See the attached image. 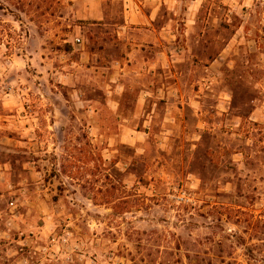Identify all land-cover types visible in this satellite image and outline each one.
<instances>
[{"label":"rangeland","instance_id":"1","mask_svg":"<svg viewBox=\"0 0 264 264\" xmlns=\"http://www.w3.org/2000/svg\"><path fill=\"white\" fill-rule=\"evenodd\" d=\"M168 1L192 102L148 131L64 69L121 0H0V264H264V0Z\"/></svg>","mask_w":264,"mask_h":264},{"label":"crops","instance_id":"2","mask_svg":"<svg viewBox=\"0 0 264 264\" xmlns=\"http://www.w3.org/2000/svg\"><path fill=\"white\" fill-rule=\"evenodd\" d=\"M121 4L123 9L117 25V38L105 42L104 53L89 50L84 43L80 47L72 46L69 51L64 50L63 55L68 60L64 69L71 67L67 69L68 78L72 77L70 79L76 88L90 84V81L96 82L105 90V102L113 110L118 109L122 102V93L137 89L135 111L136 116L144 118L147 125L144 129L147 127L149 131V127L156 124L153 122L150 126L149 123L157 118L161 110L158 105L164 107V120L173 122L172 127L179 126L180 115L192 98L187 93L190 83L185 73L188 65L185 49L177 48L176 44L174 8L170 7L168 0H121ZM162 5L166 6V15L160 11ZM108 45L109 48L113 46V51L106 50ZM85 101L96 102L91 99ZM175 104L183 105L182 109L177 106L176 112ZM258 110L251 114L255 123L261 121ZM182 120L185 122L184 117ZM202 124L206 126V123Z\"/></svg>","mask_w":264,"mask_h":264},{"label":"built area","instance_id":"3","mask_svg":"<svg viewBox=\"0 0 264 264\" xmlns=\"http://www.w3.org/2000/svg\"><path fill=\"white\" fill-rule=\"evenodd\" d=\"M76 43H77L78 45L81 44V40L77 39V40H76Z\"/></svg>","mask_w":264,"mask_h":264}]
</instances>
